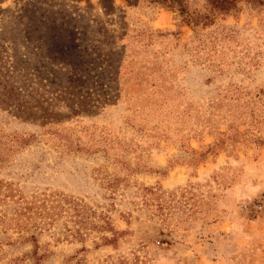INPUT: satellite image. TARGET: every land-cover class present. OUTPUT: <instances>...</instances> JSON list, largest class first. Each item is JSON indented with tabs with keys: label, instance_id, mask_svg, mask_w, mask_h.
<instances>
[{
	"label": "rangeland",
	"instance_id": "rangeland-1",
	"mask_svg": "<svg viewBox=\"0 0 264 264\" xmlns=\"http://www.w3.org/2000/svg\"><path fill=\"white\" fill-rule=\"evenodd\" d=\"M239 6L193 28L142 1L0 0V264H35L31 236L39 264H264V148L224 138L192 166L264 134V5Z\"/></svg>",
	"mask_w": 264,
	"mask_h": 264
},
{
	"label": "trees",
	"instance_id": "trees-1",
	"mask_svg": "<svg viewBox=\"0 0 264 264\" xmlns=\"http://www.w3.org/2000/svg\"><path fill=\"white\" fill-rule=\"evenodd\" d=\"M135 3L139 2H148L150 5H160L161 7L165 8L166 10L176 11L180 13L182 17L181 23L184 25H189L193 28L198 27H208L214 24L215 16L217 14H221L224 17H228L239 13L241 11V7L239 6L240 2H247L248 4L253 5H264L262 0H201L204 4L203 10L199 11L198 8L194 7V2L196 0H133ZM198 3V1L196 2ZM229 139L228 146H237L243 145L244 147H260L264 148V134L262 137L253 136L252 139L243 137L240 133H235L234 136L231 135H222L219 137L218 142L211 146L208 149H204L203 152L199 153L197 151H192L195 154V159L192 161V166L194 168H198L199 166L203 165L206 162L208 155H212L216 157L220 152H225L227 147H225L224 142L221 139ZM244 138V139H243ZM165 177L167 174L164 175ZM151 195V200L157 201L163 205V194L155 191L154 188H148L146 190ZM43 210L46 215L52 216L57 212L58 208H62V206H53L47 207L44 205ZM42 208L40 207L41 211ZM162 208V207H161ZM164 208L161 209L163 211ZM80 212V211H78ZM83 222V221H82ZM113 231V230H112ZM118 234L112 238L104 237L105 242L107 245L116 244L118 241L117 239ZM30 240L34 241L35 250L33 252L32 258L35 260V264H39L42 260L41 256H38L37 252V238L35 236L29 237Z\"/></svg>",
	"mask_w": 264,
	"mask_h": 264
}]
</instances>
